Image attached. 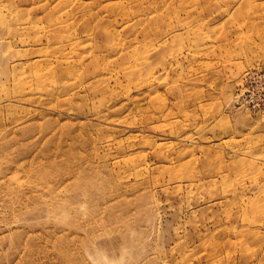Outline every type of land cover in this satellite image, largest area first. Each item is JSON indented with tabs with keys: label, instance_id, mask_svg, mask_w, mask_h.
Returning a JSON list of instances; mask_svg holds the SVG:
<instances>
[{
	"label": "rangeland",
	"instance_id": "rangeland-1",
	"mask_svg": "<svg viewBox=\"0 0 264 264\" xmlns=\"http://www.w3.org/2000/svg\"><path fill=\"white\" fill-rule=\"evenodd\" d=\"M117 1L0 0V264H264V0Z\"/></svg>",
	"mask_w": 264,
	"mask_h": 264
},
{
	"label": "bare ground",
	"instance_id": "bare-ground-1",
	"mask_svg": "<svg viewBox=\"0 0 264 264\" xmlns=\"http://www.w3.org/2000/svg\"><path fill=\"white\" fill-rule=\"evenodd\" d=\"M108 1H110L112 4H117L118 3V1L117 0H108ZM119 4V3H118ZM0 21H2V17H1V15H0ZM68 43H70V39H67L66 40Z\"/></svg>",
	"mask_w": 264,
	"mask_h": 264
}]
</instances>
